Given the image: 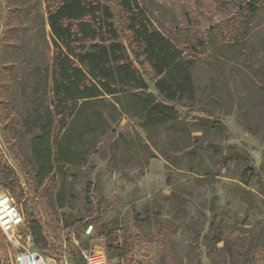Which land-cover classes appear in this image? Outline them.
I'll return each mask as SVG.
<instances>
[{"label": "rangeland", "instance_id": "1", "mask_svg": "<svg viewBox=\"0 0 264 264\" xmlns=\"http://www.w3.org/2000/svg\"><path fill=\"white\" fill-rule=\"evenodd\" d=\"M139 2L155 21V27L166 31L182 23L186 27L182 15L185 6L195 4V18L189 33H181L177 39L172 37L175 44L187 49L194 33L199 36V30L211 27L222 17L220 11L202 12L203 6L214 0ZM10 3L11 7L24 8V11L12 15L14 29H5L7 8L0 0V38L4 35L0 41V78L4 88L0 95L3 118L0 150L4 157L0 160V192H8L22 213L20 236L32 235L30 225L35 218L31 215L30 203L35 200V192L45 189V199L61 227L92 217V225L69 237L77 250L104 251L107 264H126L128 257L135 264L140 260L144 264H163L164 259L168 260L164 254L168 253L178 264H195L190 245L198 234H204L206 244L199 264H264L252 252L237 249L238 242L252 241L264 251L263 21L258 20L262 26L248 30L236 44L237 56L231 52L224 57L217 56L212 47L206 46L190 68L196 95L192 108L219 119L214 126L212 119L204 115L180 111V118L191 124V130L202 128L191 133L192 141L209 143L199 149L206 174H196L197 159L190 163L189 151L171 149V135L167 130L158 129L152 141H148L141 121L120 113L118 108L113 109L111 100L106 99L98 109L108 125L97 142L91 139L85 142V162L64 167L62 173H54L48 185H43L34 176L29 143L32 135L24 134L22 125L28 114L23 94L29 86V70L47 64L48 27L44 34L41 31L46 19L45 5L43 0H11ZM121 141L137 146L145 157L149 151L153 152L154 157L147 161L144 158L128 161ZM162 149L178 159L176 167L161 157L159 150ZM14 179H18L20 190L14 185ZM144 209L150 211L152 224L145 232L146 247L139 248L133 245L127 228L133 216L142 214ZM38 211L46 253H49L46 257L56 260L57 264L66 259L70 264L63 231H52L43 208L39 207ZM155 211L159 214L157 219L153 218ZM239 227L245 237L231 238L233 228ZM0 235L7 253L8 263L4 264H15L19 247L7 243L1 232ZM219 236L223 240L214 247L212 243ZM32 248L38 250L34 243ZM207 250L214 257L213 262L207 257Z\"/></svg>", "mask_w": 264, "mask_h": 264}, {"label": "trees", "instance_id": "2", "mask_svg": "<svg viewBox=\"0 0 264 264\" xmlns=\"http://www.w3.org/2000/svg\"><path fill=\"white\" fill-rule=\"evenodd\" d=\"M3 1L7 8L4 28L14 29L11 28L12 15L23 12L24 8L11 7V0ZM43 3L46 19L41 24V31L44 34L48 27L50 36L47 64L29 70V86L23 94L28 114L22 130L24 134L32 135L29 143L36 182L48 185L54 173H62L66 166L76 167L85 162V142L88 139L97 142L108 125L98 109L106 99L111 100L113 109L118 108L120 113L139 119L148 141H152L158 129L167 130L171 135V149L189 151L190 163L197 159L196 174H206L199 149L209 143L192 141L191 133L202 128L191 130V124L180 118V111L204 115L212 119L214 126L219 119L192 108L196 95L190 68L206 46L212 47L217 56L224 57L230 52L237 56L236 44L248 30L262 26L258 20L264 25V0H214L203 6L202 12L220 11L222 17L211 27L199 30V36L193 34L189 42L191 51L187 46L175 44L172 37L177 39L181 33H189L195 18V4L185 6L182 15L186 27L182 23L166 31L155 27V21L139 0H43ZM3 39L2 34L0 41ZM185 55L190 58L186 59ZM3 91L0 78V95ZM2 119L0 113V121ZM119 139L122 138L119 136ZM121 143L128 161L142 158L147 161L154 157L153 152L149 151V156L145 157L144 151L137 146L125 141ZM159 153L172 166H177L176 157L164 149ZM3 159L0 150V160ZM246 172L250 174L249 170ZM13 182L20 190L18 179ZM44 190L35 192V200L30 203L31 215L35 218L34 224L30 225L34 237L30 234L32 244L38 247L39 253L49 256L39 219L38 209L42 207L52 231H63L67 238L69 263L84 264L79 249L69 236L71 233L78 235L92 225V217L61 227L45 199ZM158 216L155 211L153 218ZM151 224L152 215L147 209L133 216L127 231L134 246L146 247L145 232ZM241 231L240 227L233 228L230 237H245ZM203 238L204 234H198L190 245L195 264H199L202 248L206 247ZM222 240L219 236L212 245L215 247ZM5 248L0 235V264L8 263ZM237 249L245 253L250 251L264 260V251L252 241L238 242ZM206 254L213 262L211 252L207 250ZM164 255L168 260L164 259L163 264H178L171 254ZM135 263L132 257L126 259V264ZM137 264L144 262L140 260Z\"/></svg>", "mask_w": 264, "mask_h": 264}, {"label": "built area", "instance_id": "3", "mask_svg": "<svg viewBox=\"0 0 264 264\" xmlns=\"http://www.w3.org/2000/svg\"><path fill=\"white\" fill-rule=\"evenodd\" d=\"M23 216L17 208L14 198L8 192H0V232L7 243L19 247L15 255V264H57L54 259L47 258L32 248L30 235L21 237L18 233L23 224ZM91 227L87 231L89 233ZM84 264H107L106 254L102 250L79 249ZM58 264H68L60 260Z\"/></svg>", "mask_w": 264, "mask_h": 264}]
</instances>
